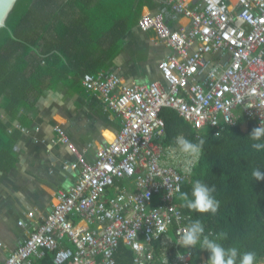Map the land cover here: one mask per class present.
Segmentation results:
<instances>
[{"label":"built area","instance_id":"obj_1","mask_svg":"<svg viewBox=\"0 0 264 264\" xmlns=\"http://www.w3.org/2000/svg\"><path fill=\"white\" fill-rule=\"evenodd\" d=\"M189 1L165 0L189 18L187 27L170 28L160 12L138 20L171 48L158 62L160 79L126 85L115 73L83 75L85 88L117 114L120 127L92 161L58 129L75 155L76 182L56 192L51 209L0 264H32L45 251L53 252V264H119L122 244L132 250V264H208L204 254L193 262L191 249H180V233L193 218L175 200L176 189L192 166L177 145L163 143L160 111L174 109L196 131L215 135L240 119L245 126L264 121V0ZM129 180L132 188L121 184Z\"/></svg>","mask_w":264,"mask_h":264},{"label":"crops","instance_id":"obj_2","mask_svg":"<svg viewBox=\"0 0 264 264\" xmlns=\"http://www.w3.org/2000/svg\"><path fill=\"white\" fill-rule=\"evenodd\" d=\"M30 10L28 21L13 31L15 39L1 55L24 67L31 87L12 116L0 106L11 138L9 151L0 159V261L51 209L56 192L76 182L78 169L70 167L75 155L59 141L58 129L92 161L120 127L117 114L85 88L83 75L115 73L126 85L160 79L158 62L171 48L152 30L139 27V18L160 12L174 30L190 24L165 0H33ZM5 97L0 96V103ZM243 123L240 119L237 125L245 131L248 124ZM175 145L174 139L166 146ZM131 183L121 184L132 188ZM31 210L33 218L27 216Z\"/></svg>","mask_w":264,"mask_h":264},{"label":"trees","instance_id":"obj_3","mask_svg":"<svg viewBox=\"0 0 264 264\" xmlns=\"http://www.w3.org/2000/svg\"><path fill=\"white\" fill-rule=\"evenodd\" d=\"M32 1L17 0L5 19V25L0 27V96L6 95L0 106L10 114H14L24 103L26 91L31 86L25 76L24 67H17L7 58H1V55L4 48L14 41L13 31L15 32L19 24L28 21ZM160 116L165 124V145L173 144L174 138L179 134L193 142L200 137L206 140L203 153L199 161L192 166L189 178L182 183L181 191L188 192L191 197L192 184L197 179L209 186L215 185L214 195L220 201L219 210L213 215L189 211L181 206L182 211L190 213L193 220L200 219L205 229L213 234L227 232L228 238L221 241L224 246L235 245L241 252L255 251L257 260L263 257L264 179L255 180L251 173L253 168L257 167L264 171V151H254L250 147L252 141L249 138L251 130L257 127L256 122L250 120L245 131L241 130L239 125L226 128L221 130L217 137L209 128L196 131L170 108H163ZM8 125L0 119V159H3V153H7L10 147ZM178 195L175 200L181 205L182 201L178 199ZM180 249L185 250L182 247ZM190 249L193 262L199 260L201 254L208 260L210 253L201 249L199 244ZM131 256L132 250L123 244L115 254L119 264H132ZM52 257L53 252L46 251L32 264H52Z\"/></svg>","mask_w":264,"mask_h":264},{"label":"clouds","instance_id":"obj_4","mask_svg":"<svg viewBox=\"0 0 264 264\" xmlns=\"http://www.w3.org/2000/svg\"><path fill=\"white\" fill-rule=\"evenodd\" d=\"M12 38L15 39L14 36ZM232 122L231 120L228 121V123ZM216 136L218 137V132ZM249 138L252 141L250 147L254 151H264V121H261L259 126L251 130ZM174 139L179 151L189 158V165L194 166L203 153V147L206 143L205 138L200 137L196 142H193L183 134H179ZM185 171L190 173L191 167L185 169ZM251 175L255 180L264 179V171H261L259 167L253 168ZM65 186L67 187L68 185ZM215 191V185L209 186L199 179L192 184L191 197L188 192L180 191L179 188L176 189V192L179 193L178 199L182 201V207L187 208L189 211L213 215L217 213L220 207V201L214 195ZM130 238L136 239V232H132ZM227 238L228 234L225 231H220L216 234H205V227L202 221L189 218V224L180 233L179 245L185 248H192L199 244L201 249L210 253L208 264H256L257 254L255 251L241 252L235 245L226 247L221 241Z\"/></svg>","mask_w":264,"mask_h":264},{"label":"water","instance_id":"obj_5","mask_svg":"<svg viewBox=\"0 0 264 264\" xmlns=\"http://www.w3.org/2000/svg\"><path fill=\"white\" fill-rule=\"evenodd\" d=\"M17 0H0V27L5 25V19Z\"/></svg>","mask_w":264,"mask_h":264},{"label":"rangeland","instance_id":"obj_6","mask_svg":"<svg viewBox=\"0 0 264 264\" xmlns=\"http://www.w3.org/2000/svg\"><path fill=\"white\" fill-rule=\"evenodd\" d=\"M244 130V129H243ZM172 240H174L173 235H171Z\"/></svg>","mask_w":264,"mask_h":264}]
</instances>
